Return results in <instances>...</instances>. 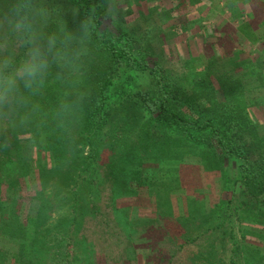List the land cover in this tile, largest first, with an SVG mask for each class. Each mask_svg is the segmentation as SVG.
I'll use <instances>...</instances> for the list:
<instances>
[{
	"label": "trees",
	"instance_id": "obj_1",
	"mask_svg": "<svg viewBox=\"0 0 264 264\" xmlns=\"http://www.w3.org/2000/svg\"><path fill=\"white\" fill-rule=\"evenodd\" d=\"M222 1L223 10L229 9L232 16L239 11L243 14L240 5L249 2L262 3L250 13V18H256L255 12L264 8V0ZM59 2L78 3L83 12L106 0ZM116 2L132 10L137 7V19L147 17L140 9L141 0ZM173 11L164 13L169 22L173 20ZM121 17L122 13L116 22L99 17L91 59L82 81L88 96L71 138L51 135L34 140L31 130H27V140L18 139V133L13 132L16 139L0 137V264L42 263L39 247L52 241L46 238L54 229L73 233L68 244L56 240L49 243L50 248L58 247L62 258L71 256V264L79 263L78 252L92 251L94 245L85 236L74 237V232L84 225L77 216L67 218L64 210L68 208L64 205L73 202L72 206H80L85 189L100 196L99 201L91 202L96 216L101 213L104 199H108L117 222L122 215L128 236L136 235L137 222L130 221L127 210L117 205L119 200L137 197L143 187L154 195L157 177L154 171L151 175L149 169H144L146 163H166L164 168L172 174L179 172V164L186 157H196L205 173L219 176L224 190L240 189V200H220L210 211L205 210L204 201L192 196L188 214L182 220L201 219L204 224L212 219L211 227L215 229L235 215L238 225L251 220L258 226L264 223V114L263 108L259 110L264 100L263 57L241 59L243 51L236 49L231 56L217 52L193 55L180 62V69L172 66L169 59L168 67L163 57L156 55L152 36L142 31V25L128 27ZM260 22V31L253 33L254 42L264 40L263 16ZM179 28L169 25V35H180ZM60 93L56 84L51 85L45 103H55ZM109 123L113 126L109 146L112 155L100 165V137ZM153 127L165 130V136H153ZM116 131H121V135ZM170 163L173 165L169 166ZM98 171L101 177L96 183L92 176H98ZM32 180H36V188L26 195L25 188L30 189ZM168 184L169 188L163 186V201L160 195L155 196L161 199L162 213L173 215L169 191L180 189L181 183ZM69 185L73 189L70 196ZM60 210L65 216L51 223L53 212ZM239 229L243 237L249 232L247 226L240 225ZM230 231L224 234H232ZM80 241L87 243L82 245ZM239 245L241 258L260 253L258 260H251L264 264L263 249L248 248L241 241L234 250L238 251Z\"/></svg>",
	"mask_w": 264,
	"mask_h": 264
},
{
	"label": "rangeland",
	"instance_id": "obj_2",
	"mask_svg": "<svg viewBox=\"0 0 264 264\" xmlns=\"http://www.w3.org/2000/svg\"><path fill=\"white\" fill-rule=\"evenodd\" d=\"M140 4V9L146 14V18L137 19L139 17L137 7L133 6L132 10L128 9L126 5L119 4L120 13H122L121 19L126 21L128 27L142 25L140 26L142 31L147 32L146 34L150 37L152 36L153 40H150L156 55L160 54L168 67L169 59H171L172 66L179 68L183 63L181 61L188 57L191 58L193 55L217 52L220 56L221 54L231 56L236 49L243 51L241 59L252 56H262L264 59V40L253 41L255 38L253 33L260 31V19L262 16L264 17V8L261 7L255 12L256 18L249 16L262 3L251 4L249 2L243 6L240 5L244 10L243 14L239 11L240 18L237 17L238 15L232 16L229 9L223 10L224 2L222 0H141ZM169 9L174 10L173 20L170 22L164 14ZM171 24L179 25L180 35L176 37L172 34L169 35V25ZM261 103L259 110L263 108L264 114V100ZM112 127L111 123L107 124L103 136L100 137L102 148L100 165L108 162L112 155L109 148L113 141ZM28 133V131H23L16 136L18 139L27 140ZM119 133L121 135V131L115 132L118 135ZM152 134L153 136L163 135L162 137H164L165 130L153 127ZM3 136L8 141L11 138L16 139L11 130H0V137ZM167 165L166 163H146L144 166V169H149L151 175L154 171L157 177V182L152 190L153 196L147 187H143L137 197L118 201L117 206L122 210H127L129 220L137 222L136 235L128 236L130 234L126 231L127 227L123 226L126 221L122 215L118 217L119 223L117 222L112 210L113 206L108 203V199H104V206H100L101 213L96 216L91 202L93 200L99 201L100 196L91 190L82 191L84 193L81 194L80 206L78 204L72 206L73 202L64 205L68 208L67 211L64 210L67 218L77 216L84 225L78 232H74V237L78 239H82V237L85 239L86 237L94 245L92 251L85 254L78 252L81 260L77 264L89 262L93 264L258 263L255 262L260 253L257 255L250 254L249 257L244 255L241 258V245H239L238 251L234 249L236 243L244 241L248 248L259 247L264 250L263 222L258 226L254 220L241 221L239 224L242 227L247 226L249 228V232L243 237L239 229L240 225L235 222L236 215L232 219L228 218L218 229L211 227L212 219L204 224L201 219L190 222L182 220V217L188 214V201L192 196L199 201H204L205 210L210 211L220 200H240V189L224 190L220 185L219 176L213 173H205L202 167L197 164L196 157H186L184 161L180 162L178 173L170 174L167 172L164 168ZM170 165L173 164L170 163ZM98 172V176L97 174L92 176L96 183L101 177V171ZM179 181L182 188L169 191L170 200L173 204V215H164L159 207V203H162L161 199L155 195H160L163 201L165 198L163 191L166 189L163 186L169 188V182ZM30 186V189L25 188L26 195L35 190L36 180H32ZM48 186L51 188V184ZM72 190L69 185V196ZM62 212L63 210L53 212L51 223L55 224L64 217L65 215H61ZM230 222L235 226L232 227ZM231 229L233 235L231 233L224 234L225 231ZM68 231L66 229L49 231L46 240L52 239V241L45 243V247H39L42 256V263L40 264H71L70 259L73 260L71 256L69 259L62 258L58 247L51 249L49 244L56 240L66 241L68 244L69 235L73 233L72 231L69 234ZM63 238L64 240L61 241ZM80 242L82 245L87 243L86 241ZM212 250L214 254L209 253ZM63 251L65 250L63 249ZM72 253L74 254L73 251ZM253 258L256 259L255 262H252L251 259Z\"/></svg>",
	"mask_w": 264,
	"mask_h": 264
},
{
	"label": "clouds",
	"instance_id": "obj_3",
	"mask_svg": "<svg viewBox=\"0 0 264 264\" xmlns=\"http://www.w3.org/2000/svg\"><path fill=\"white\" fill-rule=\"evenodd\" d=\"M59 0H0V130L71 138L88 93L82 87L99 17L116 22V0L81 11ZM61 93L45 103L51 85Z\"/></svg>",
	"mask_w": 264,
	"mask_h": 264
}]
</instances>
